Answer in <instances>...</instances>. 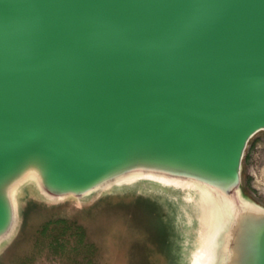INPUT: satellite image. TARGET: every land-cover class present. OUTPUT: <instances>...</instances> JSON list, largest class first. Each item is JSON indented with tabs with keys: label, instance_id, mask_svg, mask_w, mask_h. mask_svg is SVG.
Returning a JSON list of instances; mask_svg holds the SVG:
<instances>
[{
	"label": "water",
	"instance_id": "1",
	"mask_svg": "<svg viewBox=\"0 0 264 264\" xmlns=\"http://www.w3.org/2000/svg\"><path fill=\"white\" fill-rule=\"evenodd\" d=\"M263 132L264 0H0V254L23 197L118 193L169 264H264Z\"/></svg>",
	"mask_w": 264,
	"mask_h": 264
},
{
	"label": "rangeland",
	"instance_id": "2",
	"mask_svg": "<svg viewBox=\"0 0 264 264\" xmlns=\"http://www.w3.org/2000/svg\"><path fill=\"white\" fill-rule=\"evenodd\" d=\"M243 187L264 206V132L249 144ZM143 202L162 214L137 194L114 193L88 203L74 199L55 203L25 196L21 227L1 252L0 264H169L166 249L159 250L163 234L157 223L144 207H132ZM28 209L32 210L26 217ZM61 220L70 228L65 233L58 224ZM80 232L83 243L78 242Z\"/></svg>",
	"mask_w": 264,
	"mask_h": 264
},
{
	"label": "trees",
	"instance_id": "3",
	"mask_svg": "<svg viewBox=\"0 0 264 264\" xmlns=\"http://www.w3.org/2000/svg\"><path fill=\"white\" fill-rule=\"evenodd\" d=\"M58 224H62L64 233L67 232L70 229L69 226L67 225V222H65V221L61 220V221L58 222ZM83 241H84V234L80 232L78 234V242L79 243H83Z\"/></svg>",
	"mask_w": 264,
	"mask_h": 264
},
{
	"label": "bare ground",
	"instance_id": "4",
	"mask_svg": "<svg viewBox=\"0 0 264 264\" xmlns=\"http://www.w3.org/2000/svg\"><path fill=\"white\" fill-rule=\"evenodd\" d=\"M146 190H143V192L145 191H148V192H152V193H156V194H158V195H162V194H164L163 192H160L159 190H156V189H152V188H145ZM134 190H136V191H142L140 188H127L125 191H128V192H131V191H134ZM138 193H141V192H138ZM155 194V195H156Z\"/></svg>",
	"mask_w": 264,
	"mask_h": 264
}]
</instances>
